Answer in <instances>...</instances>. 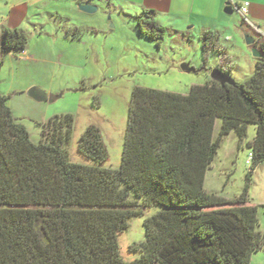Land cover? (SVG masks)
<instances>
[{
	"label": "trees",
	"instance_id": "obj_1",
	"mask_svg": "<svg viewBox=\"0 0 264 264\" xmlns=\"http://www.w3.org/2000/svg\"><path fill=\"white\" fill-rule=\"evenodd\" d=\"M130 18L137 35L158 48L173 32L153 11ZM200 39L204 55L217 49V32L205 30ZM27 42L23 31L2 29L0 70L3 57H22ZM253 46L260 56L242 83L209 79L185 95L133 88L117 170L102 166L107 151L95 126L77 144L95 166L74 163L72 115L49 119L34 144L0 93V264H250L264 251L258 220L264 205H250L247 196L264 164V36L256 33ZM249 126L253 156L242 193L233 202L207 194L205 175L222 140L234 134L244 142ZM136 218H143L145 239L128 247L139 257L124 261L118 236Z\"/></svg>",
	"mask_w": 264,
	"mask_h": 264
},
{
	"label": "rangeland",
	"instance_id": "obj_2",
	"mask_svg": "<svg viewBox=\"0 0 264 264\" xmlns=\"http://www.w3.org/2000/svg\"><path fill=\"white\" fill-rule=\"evenodd\" d=\"M43 10L54 9L46 5L40 12ZM100 10L91 17H101L102 31L84 32L79 40L72 42L56 33L46 14L33 15L37 9L31 6L28 19L18 26L28 39L24 55L22 58L13 54L4 56L0 70V93L7 97L13 117L25 127L32 143L42 142V126L49 119L67 114L74 117L68 146L70 160L74 163L95 166L77 151L79 138L93 125L107 151V160L102 166L112 170L119 168L133 88L185 95L191 86L208 82L213 69L225 72L237 83L244 82L255 72L252 47L245 45V35L254 38L255 34L243 26L236 12L219 23L218 47L204 55L202 32L192 29L187 34L168 32L158 48L154 42L138 36L129 21L118 24L109 16H101L103 10ZM88 25L95 27V21L89 20ZM182 64L194 71H182ZM30 88L40 89L50 100H33L26 94ZM220 126L221 121L217 119L213 138L217 137ZM254 132V127L249 126L242 143L234 134L222 140L205 175L207 194L227 202L239 197L249 169L245 164L251 151L247 144ZM247 196L250 205H264V164L253 172ZM154 212L155 209L147 214ZM258 220L260 228H264L263 207H259ZM144 239L143 218L133 219L128 231L118 236L122 259L138 258L139 254L130 252L128 247ZM250 264H264V253L254 255Z\"/></svg>",
	"mask_w": 264,
	"mask_h": 264
},
{
	"label": "crops",
	"instance_id": "obj_3",
	"mask_svg": "<svg viewBox=\"0 0 264 264\" xmlns=\"http://www.w3.org/2000/svg\"><path fill=\"white\" fill-rule=\"evenodd\" d=\"M231 1L237 6L248 3V11L244 18L235 8L236 6L230 4V0H0V35L2 29L5 28L21 30L18 26L28 19L31 6L34 10L37 9L33 15L46 14L56 33L62 34L65 40L74 42L81 37V35L74 36L75 33L72 32L66 33L68 28L85 29L86 32H101V17H91L94 14H86L79 10V6L85 4L96 6V12L102 9L103 11L100 10L103 12L101 16H109V19L118 24L126 20L132 22L130 17L140 14L145 9L155 13V19L159 25L176 33L187 34L191 29L200 33L205 30L220 33L219 23L224 21L228 15L224 9L229 4L233 10L230 15L236 12L241 17L243 26H247L254 34L264 36V0ZM46 5H50L54 10L40 12L41 7H46ZM89 20L95 21V27L88 25ZM27 58L31 59V57ZM253 137L254 134L250 142ZM260 231L264 233V228H260Z\"/></svg>",
	"mask_w": 264,
	"mask_h": 264
},
{
	"label": "water",
	"instance_id": "obj_4",
	"mask_svg": "<svg viewBox=\"0 0 264 264\" xmlns=\"http://www.w3.org/2000/svg\"><path fill=\"white\" fill-rule=\"evenodd\" d=\"M79 10L86 13V14H94L97 11V7L94 5L85 4V5L79 6ZM224 12L228 15L232 14L233 10L229 6V4H227V7L224 9ZM245 45L252 47L251 53H252V56L254 58H258L260 56L257 49L253 46L254 45V38L252 36L245 35ZM181 70L185 71L187 73L194 71V69L189 67V65H187V64H182ZM209 77L211 80H213V81H215L221 85L233 84L232 78L230 76H228L227 74L223 73L222 71L218 70V69H213L210 72ZM26 94L28 97L32 98L35 101L45 102L47 100H50V98H48V96L38 88H30ZM60 96H61V94L58 95L57 97H54L53 99L59 98Z\"/></svg>",
	"mask_w": 264,
	"mask_h": 264
},
{
	"label": "built area",
	"instance_id": "obj_5",
	"mask_svg": "<svg viewBox=\"0 0 264 264\" xmlns=\"http://www.w3.org/2000/svg\"><path fill=\"white\" fill-rule=\"evenodd\" d=\"M230 2H231L230 4L232 6H234V7L236 6L235 8H237V10L240 13V15L244 18L246 13H247V11H248V6H249L248 3H243L241 6H237L231 0H230ZM252 156H253L252 152H249V154L247 155V159L245 161V164L247 166H250V163H251V160H252Z\"/></svg>",
	"mask_w": 264,
	"mask_h": 264
}]
</instances>
